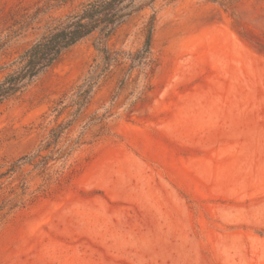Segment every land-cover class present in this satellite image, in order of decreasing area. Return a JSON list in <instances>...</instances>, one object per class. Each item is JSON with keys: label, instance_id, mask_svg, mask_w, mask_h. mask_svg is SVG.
<instances>
[{"label": "rangeland", "instance_id": "374dc122", "mask_svg": "<svg viewBox=\"0 0 264 264\" xmlns=\"http://www.w3.org/2000/svg\"><path fill=\"white\" fill-rule=\"evenodd\" d=\"M45 3L55 0H0V64L72 9L34 20ZM153 17V74L134 71L113 106L127 71L114 65L54 148L84 131L68 159L0 178V203L24 202L0 211V264H264V0H157L108 45L140 48ZM94 43L0 104V173L45 145L51 108L98 56ZM145 75L152 88L128 110Z\"/></svg>", "mask_w": 264, "mask_h": 264}, {"label": "trees", "instance_id": "16d2710c", "mask_svg": "<svg viewBox=\"0 0 264 264\" xmlns=\"http://www.w3.org/2000/svg\"><path fill=\"white\" fill-rule=\"evenodd\" d=\"M157 0H55V3H45L38 8L33 15L34 20H40L50 9L70 5V11L63 16L48 21L42 28L36 40L25 48L18 56L11 61L0 64V72L3 77L0 79V104L22 94L35 80L47 73L70 48L88 37H95L94 46L98 56L90 64L88 70L81 76L71 89L61 95L51 108L55 115L56 125L51 129L45 145L38 149L32 157L25 155L12 163L11 167L0 173V178L12 176L16 168L25 164H31L35 169L44 172L50 161L68 159L85 141L83 131L76 138H69L68 149H56L63 137H68L71 128L82 118L90 106L101 81L109 73L114 65H127V71L121 80L117 93L113 95L114 104L119 98V91L131 78L134 71L151 75L154 72L155 60L152 52V39L155 28V18L149 23L148 32L143 45L136 50H114L108 43V38L115 32L117 27L135 14L153 7ZM217 1V0H213ZM79 2V3H76ZM9 40L0 38V52ZM2 54L0 53V61ZM141 80L140 77L134 80L137 83L133 91L131 103L125 105L131 109L138 100L142 99L147 91H150L152 84L150 79ZM110 110L98 116H92L90 125L103 122L111 115ZM60 118H63L60 121ZM43 150H52L50 155H42ZM57 152V156L53 153ZM72 171L71 173H73ZM59 185L64 179L58 176ZM23 194L27 189L25 183L21 184ZM24 202L14 203L3 200L0 203V211L4 209L13 210L23 206Z\"/></svg>", "mask_w": 264, "mask_h": 264}]
</instances>
